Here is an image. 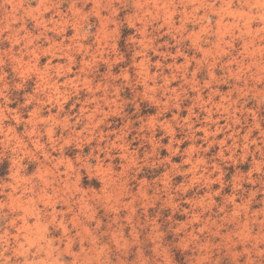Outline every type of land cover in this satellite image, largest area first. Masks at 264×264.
Instances as JSON below:
<instances>
[{
    "label": "rangeland",
    "instance_id": "1",
    "mask_svg": "<svg viewBox=\"0 0 264 264\" xmlns=\"http://www.w3.org/2000/svg\"><path fill=\"white\" fill-rule=\"evenodd\" d=\"M0 264H264V0H0Z\"/></svg>",
    "mask_w": 264,
    "mask_h": 264
}]
</instances>
